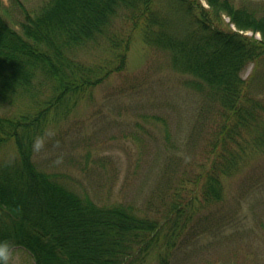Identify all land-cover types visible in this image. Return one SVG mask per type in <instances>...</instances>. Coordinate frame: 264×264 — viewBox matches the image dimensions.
I'll return each instance as SVG.
<instances>
[{
  "label": "trees",
  "instance_id": "1",
  "mask_svg": "<svg viewBox=\"0 0 264 264\" xmlns=\"http://www.w3.org/2000/svg\"><path fill=\"white\" fill-rule=\"evenodd\" d=\"M204 1L209 10L198 0H170L169 12L184 9L196 25L186 33L172 31L177 20L156 17L155 0H48L33 15L23 13L21 33L0 17V108L17 109L0 113V153H9L0 160V241L10 251L23 249L34 264H146L152 255L156 264H170L188 237L219 229L220 220L202 212L223 204L224 182L264 155V103L240 77L247 65L256 70L264 62V14L246 13L229 0ZM119 9L128 12L132 30L114 43L106 30ZM138 33L146 48L170 54L173 69L190 77L186 86L211 113L201 121L206 129L196 162L158 188L154 218L124 203L99 206L33 161L47 129L121 71L130 36ZM103 40L115 51V66L80 59Z\"/></svg>",
  "mask_w": 264,
  "mask_h": 264
},
{
  "label": "rangeland",
  "instance_id": "2",
  "mask_svg": "<svg viewBox=\"0 0 264 264\" xmlns=\"http://www.w3.org/2000/svg\"><path fill=\"white\" fill-rule=\"evenodd\" d=\"M46 1L0 0V17L21 33L23 13L33 15ZM229 1L246 13L264 14V0ZM155 3L156 17L177 20L173 32L196 29L184 9L169 12L170 0ZM198 3L209 10L204 0ZM127 13L117 10L106 30L114 43L131 34ZM222 20L225 25L230 22L225 16ZM229 29L260 40L257 34L239 32L232 25ZM130 39L121 71L111 72L91 92L80 96L77 106L47 129L33 161L40 170L60 176L67 187L88 195L99 206L124 203L154 218L156 207L161 206L158 188H163L169 174L177 180L196 162L206 129L201 121H210L211 113L204 112V99L186 86L190 77L173 69L167 51L146 48L140 33ZM114 52L103 40L78 56L85 63L100 65L112 60L115 66ZM240 77L250 80L255 98L264 103V62L256 70L253 64L247 65ZM46 86L42 83L41 89ZM4 110L0 108V113L17 112L10 106ZM8 156L2 152L0 160ZM224 183L223 204L202 212L218 218L219 229L195 239L188 237L170 264H264V155L253 157ZM195 219L192 222L197 224ZM150 258L146 264H156L154 255ZM9 264L34 263L26 251L15 247Z\"/></svg>",
  "mask_w": 264,
  "mask_h": 264
},
{
  "label": "clouds",
  "instance_id": "3",
  "mask_svg": "<svg viewBox=\"0 0 264 264\" xmlns=\"http://www.w3.org/2000/svg\"><path fill=\"white\" fill-rule=\"evenodd\" d=\"M10 245L6 241H0V264H9Z\"/></svg>",
  "mask_w": 264,
  "mask_h": 264
}]
</instances>
